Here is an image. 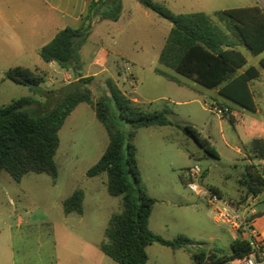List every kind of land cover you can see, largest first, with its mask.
Returning <instances> with one entry per match:
<instances>
[{
    "label": "rangeland",
    "instance_id": "rangeland-1",
    "mask_svg": "<svg viewBox=\"0 0 264 264\" xmlns=\"http://www.w3.org/2000/svg\"><path fill=\"white\" fill-rule=\"evenodd\" d=\"M165 4L175 13L203 12L226 33L224 25L215 15L217 12L258 4L264 7L262 0H166ZM94 12L95 10L89 14L91 18H94ZM149 12L156 15L150 10ZM102 14L110 18L117 17V20L121 18L118 27L131 38L137 36V26L142 20L136 10L134 24L127 21L122 5L113 4L105 8ZM143 37L148 44V36L143 34ZM236 41L249 65L255 64L261 58V55L251 56L247 49ZM36 59L15 57L9 53L0 57V106L30 96L47 107L58 102L59 95L53 96L50 93L45 97L42 94L63 89L61 85L65 80L53 69L45 72L35 71L43 75L45 80L37 95L31 92L29 87L7 78L6 73L18 66L24 65L36 70ZM143 59L151 72H146V78L138 86L137 96L142 101L138 106L148 112L171 109L174 115L169 116V120L173 124L166 127H135L125 118H121L113 103L110 105L112 118L125 137V150L128 143L136 146L142 185L156 201L150 219V229L167 240H179L184 237L190 241L184 242L183 239V246L178 250L158 243L152 244L147 250V264H210L211 261L231 253L234 231L229 226L217 223L214 209L205 199L196 196L187 188L188 170L199 165L206 171L205 182L210 184L211 188L218 187L224 200H231L237 205L242 220L250 215L252 221L264 218V192L253 196L241 183L246 179L247 167L250 165L237 148L244 154L246 149L240 143L231 123L221 120L219 115L208 110L211 101L201 99L202 104L191 106L176 104L179 98L174 91L181 88L153 71L158 67V45H149V52ZM167 71L177 79L190 81L172 70ZM162 83L170 86V93L163 90L165 86ZM119 84L125 91L123 84ZM159 84L161 86H158ZM154 85L159 89L153 97L166 93V98L154 102L144 101L140 94H148L149 87ZM89 87L95 100L107 92L102 81L91 83ZM126 87L131 89L129 83ZM37 102L30 107L31 111L40 109ZM226 103L238 113L247 114L241 107L229 101ZM87 105L89 104L79 108L75 120L60 132V147L55 157L58 167L56 180L47 174L30 173L18 183L8 172H2L0 264H119L102 252L100 244L105 239L112 215L123 210L122 197H113L108 193L107 174L94 178L87 176L88 170L97 164L109 144L106 128L98 120L95 109ZM188 108L191 112H188ZM188 113L190 119L185 115ZM185 124L194 126L208 140L207 132L212 128V146L218 151L220 158L207 156L204 150L184 133L182 126ZM257 167L264 176V165ZM76 191H82L85 196L83 215L72 213L67 216L64 201ZM249 236L251 241H254V238ZM203 254L206 255L202 259Z\"/></svg>",
    "mask_w": 264,
    "mask_h": 264
},
{
    "label": "trees",
    "instance_id": "trees-1",
    "mask_svg": "<svg viewBox=\"0 0 264 264\" xmlns=\"http://www.w3.org/2000/svg\"><path fill=\"white\" fill-rule=\"evenodd\" d=\"M137 1L173 25L159 57L157 74L179 84V79L167 71L172 70L204 88L218 89L221 96L247 112L257 111L251 82L260 76L261 69L264 70V58L260 61V67H248L247 58L236 40L252 56L264 53L262 5L217 12L215 15L224 25L226 33L203 12L177 14L156 0ZM119 5L121 0L117 1ZM93 10L98 12V5H91L79 28L68 26L59 31L49 44L40 49V58L45 63L55 62L62 69L72 72L76 78L80 77V50L93 29L94 18L89 15ZM111 19L117 20V17ZM6 76L19 85L29 87L35 95L40 93V86L45 82L43 75L20 66L10 69ZM80 81L84 87L69 96H65L64 89L47 94L43 92L45 97L50 93L59 95L58 102L51 107L35 101L32 96L0 106V176L6 171L18 183L30 173L47 174L56 180L58 167L55 157L60 147V131L78 105L89 104L106 128L109 144L97 164L88 170L87 176L94 178L107 174L108 193L113 197H122L123 203L122 212L110 218L105 239L100 244L102 252L119 264H147V250L154 243L174 250L182 248L183 239L184 242H190L188 238L167 240L150 229L156 201L142 185L136 146L128 143L125 150L126 140L112 118L110 105L113 103L121 118L135 127L172 125L169 116L174 115V112L169 108L156 112L142 110L111 78L104 81L106 94L95 100L89 87L94 83V78H82ZM35 102L40 109L31 111L30 107ZM230 120L233 121V116ZM182 129L207 156L220 158L210 141L194 126L185 124ZM260 157L264 159V154ZM246 175L241 183L248 188V192L253 196L263 193L264 176L259 168L256 165L248 166ZM212 189L221 196L216 188ZM84 198L82 191L73 193L64 201L65 213L82 215ZM252 251L250 242L235 241L231 246L230 257L211 261L210 264H226L244 258Z\"/></svg>",
    "mask_w": 264,
    "mask_h": 264
},
{
    "label": "crops",
    "instance_id": "crops-1",
    "mask_svg": "<svg viewBox=\"0 0 264 264\" xmlns=\"http://www.w3.org/2000/svg\"><path fill=\"white\" fill-rule=\"evenodd\" d=\"M117 1L118 0H0V57L8 55L9 53L15 57L37 58L35 60V65L37 66L36 70H32L24 65L20 67L39 72L53 69L61 74L65 80L61 88L82 78L90 77L94 78V82L102 81L103 83L107 78H111L129 99L135 104L140 105L142 101L137 96V89L141 81L146 78V72H151L150 69H147V64L143 56L149 52V45H158L160 57L173 25L169 21V23H167V20L161 18L155 12L156 15L150 13V9L142 6L137 0H121L124 14L129 23L134 24L135 22V10L142 20L141 23L139 19L137 20V23H140V25L137 26V36L131 38L128 33H125L118 27L121 18L117 21H113L109 16L102 14L105 8L117 4ZM156 1H161V3L163 2L164 4L166 3V0ZM92 4L98 5V12H96V15L95 12L93 13L94 25L91 35L80 50L81 68L78 71L80 77L76 78L72 72L62 69L55 62L45 63L40 58L39 51L49 44L62 29L68 26L73 28L82 26L83 17L89 13ZM143 34L148 36V44L145 42ZM262 58H264V53L261 54V58L253 65H249L247 59L248 67H260ZM0 62H2V60H0ZM158 68L159 64L153 71L156 73V69ZM163 78L168 80L165 77ZM168 81L177 84L179 88H181L174 91L175 95L179 98L176 104H180L181 106L202 104V99L203 101H211V104L216 103L222 107H229L232 114L219 117L221 120L223 119L231 123L240 143L246 149V154L242 153L240 148H237V151L247 160L248 165H264V159L260 157L264 154L263 69H261L260 76L251 82V91L257 105V111L255 113H250L246 110L247 114L238 113L226 103L229 100L221 96L218 89L207 90V88L200 86L193 80L186 81L184 79H179V84L170 80ZM119 83L123 84L126 88L125 91ZM127 83L130 84L131 89L126 87ZM158 86H161V84ZM158 86L155 87L154 85L149 87V92L146 95L143 93L140 94L144 101L154 102L162 98L164 99L166 98V93H170L172 90L169 85L164 84L165 87L163 90L166 93L160 97H153V94L159 89ZM84 104L86 103L77 106L67 118L62 129L75 120L78 109L83 107ZM87 106L90 107V105ZM187 110L191 112L190 108ZM185 115L190 119V113ZM231 116H233V121L230 120ZM200 133L202 135V132ZM207 133L209 141L212 144L213 129L209 128ZM206 178L207 173L204 171V184L209 186L210 184L205 182ZM214 188H216L223 197L222 191L216 186H214ZM254 229L256 234H260L264 238V218L254 221ZM235 241L241 240L235 239L234 232L231 246ZM242 241H248L251 245H254V242L251 241V237L247 236L245 240ZM230 255L231 253L226 257H230ZM226 264H238V262L235 260L229 261Z\"/></svg>",
    "mask_w": 264,
    "mask_h": 264
},
{
    "label": "built area",
    "instance_id": "built-area-1",
    "mask_svg": "<svg viewBox=\"0 0 264 264\" xmlns=\"http://www.w3.org/2000/svg\"><path fill=\"white\" fill-rule=\"evenodd\" d=\"M210 110L217 115L224 117L232 114L227 106H220L216 103L210 105ZM187 188L196 196L207 201V204L214 209L217 218L216 222L229 226L235 232L236 240H245L251 235L254 238V249L252 253L242 259H238V264H264V238L255 233L254 221L251 215L241 219L237 205L231 200H224L210 186L204 184V171L199 165L191 167L187 172ZM263 250V251H262Z\"/></svg>",
    "mask_w": 264,
    "mask_h": 264
},
{
    "label": "water",
    "instance_id": "water-1",
    "mask_svg": "<svg viewBox=\"0 0 264 264\" xmlns=\"http://www.w3.org/2000/svg\"><path fill=\"white\" fill-rule=\"evenodd\" d=\"M83 87L84 84L82 83V81L80 80L74 81L63 88L65 91V96H69L71 93Z\"/></svg>",
    "mask_w": 264,
    "mask_h": 264
}]
</instances>
